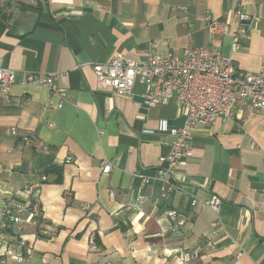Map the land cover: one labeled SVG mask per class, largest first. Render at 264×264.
<instances>
[{
	"label": "crops",
	"instance_id": "crops-1",
	"mask_svg": "<svg viewBox=\"0 0 264 264\" xmlns=\"http://www.w3.org/2000/svg\"><path fill=\"white\" fill-rule=\"evenodd\" d=\"M238 10L255 20L234 50L206 20L236 31ZM154 42L157 53L177 57L185 47H214L257 72L264 0H0V67L17 76L12 95L0 94V225L7 208L28 204L23 222L3 232L0 264H18L20 254L31 264H264V112L236 110L194 131L191 156L170 177L181 190L167 192L156 176L176 140L170 130L184 125L179 102L148 106L142 81L130 96L98 87L95 64L119 54L144 62ZM26 73L56 74L64 101L49 106L48 90L22 85ZM42 176L48 181L28 201L23 190ZM213 195L223 201L218 215L192 207ZM169 210L184 227L169 224ZM217 219L224 230L209 249ZM233 241L245 252L238 261Z\"/></svg>",
	"mask_w": 264,
	"mask_h": 264
},
{
	"label": "built area",
	"instance_id": "built-area-1",
	"mask_svg": "<svg viewBox=\"0 0 264 264\" xmlns=\"http://www.w3.org/2000/svg\"><path fill=\"white\" fill-rule=\"evenodd\" d=\"M237 14L241 26L236 31H232L227 23L211 17L206 20L211 34L232 38L234 50L241 49V41L249 36V24L255 20L243 10H238ZM151 48L153 51L144 62H136L119 54L108 63L95 64L93 69L100 89H110L118 95L130 96L136 83L142 81L148 86L145 93L148 106L167 105L172 100L179 102L185 118L184 125L170 130L176 140L172 144L171 154L161 159L163 166L156 176L165 185L167 192L178 191L181 187L174 184L170 177L191 156L194 131L211 128L219 121L232 119L236 110H245L249 115L264 112V60L259 71L249 72L238 69L232 58L224 56L214 47H185L179 57L171 53H157V42L152 43ZM57 79L56 74L26 73L22 85L39 86L48 90L47 103L53 106L57 99L63 102L66 98V89L58 85ZM16 83V73L0 67V94L10 97ZM163 129L169 130L167 125ZM15 132L16 129H13V133ZM25 142L27 145L31 144L30 138H25ZM113 168L109 160L102 162L104 174H109ZM47 181V176H42L40 184L23 190V196L28 201L34 198L37 189ZM110 197L114 199L115 194L111 192ZM222 203L220 197L213 195L205 200L194 198L192 207L209 208L218 215ZM82 208L85 211L91 210L87 203ZM27 211V203H16L13 209L7 208L1 214L3 222L0 225V241L4 230L22 223ZM165 216L170 225L177 223L180 228L184 227L185 220L176 211L169 210ZM32 217L35 215L32 214ZM211 229L213 235L207 239L206 245L209 249L214 248V238L223 232L224 225L217 219L211 224ZM89 244L92 251L99 249L94 233L89 237ZM230 246L236 248V261L245 255L238 242L233 241ZM31 259V255L24 257L20 254L15 257L18 264H31ZM191 259L192 254L185 253L183 261L186 263Z\"/></svg>",
	"mask_w": 264,
	"mask_h": 264
}]
</instances>
